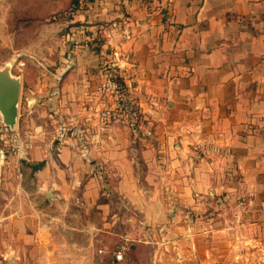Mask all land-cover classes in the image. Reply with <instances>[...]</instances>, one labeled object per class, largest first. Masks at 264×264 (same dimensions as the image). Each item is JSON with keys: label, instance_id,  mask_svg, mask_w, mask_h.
Here are the masks:
<instances>
[{"label": "crops", "instance_id": "obj_1", "mask_svg": "<svg viewBox=\"0 0 264 264\" xmlns=\"http://www.w3.org/2000/svg\"><path fill=\"white\" fill-rule=\"evenodd\" d=\"M162 2L94 0L76 11L57 53L38 57L24 107L26 161H44L31 191L20 160L6 162L33 218L52 228L61 215L85 239V264L94 254L106 264H212L248 241L264 254V0H171L167 17ZM120 20L129 39L112 26ZM113 47L130 57L119 76L136 128L95 92Z\"/></svg>", "mask_w": 264, "mask_h": 264}, {"label": "rangeland", "instance_id": "obj_2", "mask_svg": "<svg viewBox=\"0 0 264 264\" xmlns=\"http://www.w3.org/2000/svg\"><path fill=\"white\" fill-rule=\"evenodd\" d=\"M67 2L0 0V68L8 66L11 74L21 82L16 126L22 130L30 129L24 120L29 111L24 107L28 108V96L35 95L29 90L34 89L40 77L38 57L57 53L58 40L68 31V21L52 20L61 11L65 12ZM101 39L98 37L97 40ZM8 161L10 157L0 163V264H85L86 255L80 253L85 239L72 238L69 221L66 222L61 215L55 217L52 228L46 226L49 220L46 215L33 218L28 198L14 187L16 174L6 163ZM3 186H9V190H1ZM1 191L8 197L7 206L3 205ZM10 213L14 215L13 220L11 215L8 217L10 222H4L2 216ZM248 233L254 234L253 230ZM244 245L248 247L246 252L215 255L212 264H264V254L252 250L254 242L248 241ZM89 258L88 264H106L101 255H89Z\"/></svg>", "mask_w": 264, "mask_h": 264}, {"label": "built area", "instance_id": "obj_3", "mask_svg": "<svg viewBox=\"0 0 264 264\" xmlns=\"http://www.w3.org/2000/svg\"><path fill=\"white\" fill-rule=\"evenodd\" d=\"M170 1L164 0L160 4L161 14L165 17L168 16L170 9ZM81 9V8H80ZM112 26L121 34V40L130 38V30L125 20L119 22H113ZM129 55L122 51L120 48L113 47L111 57L105 64H103L96 72V95L100 98L109 99L114 108L112 112H118L126 110L127 97L125 95L124 87L118 82L117 76L120 75L128 63ZM28 102V101H27ZM30 107L29 102L27 103ZM111 111L105 109L100 113V118L105 121L109 118ZM3 123V122H2ZM68 129L61 130L57 134V139L61 140ZM33 134L30 129H20L18 126L10 127L6 124L0 125V157L1 162H4L7 157H14L17 160L26 159L29 150L31 149ZM127 247L125 245L120 246L115 252L114 257L121 259L123 257L124 250Z\"/></svg>", "mask_w": 264, "mask_h": 264}, {"label": "trees", "instance_id": "obj_4", "mask_svg": "<svg viewBox=\"0 0 264 264\" xmlns=\"http://www.w3.org/2000/svg\"><path fill=\"white\" fill-rule=\"evenodd\" d=\"M94 0H68L67 6L65 7V12L61 11V14L57 16H53L52 20L59 21L61 22L62 20L64 21H70L71 19L74 18L76 15V11L80 8H85L89 3H91ZM60 13V12H59ZM58 19V20H57ZM24 20V19H23ZM103 39L101 40H94L95 45L94 49L98 50V45L103 44ZM118 82L124 87L125 90V95L127 97V107L128 111L130 112L131 116V122H132V127L136 128L137 124L139 123V115L137 114V108L133 106V104L129 101V94L125 89L123 80L120 76H117ZM44 166V161H26V159H21L20 160V173L23 177L22 185L24 188L28 191H31L30 189V183L34 179V173L41 169Z\"/></svg>", "mask_w": 264, "mask_h": 264}, {"label": "water", "instance_id": "obj_5", "mask_svg": "<svg viewBox=\"0 0 264 264\" xmlns=\"http://www.w3.org/2000/svg\"><path fill=\"white\" fill-rule=\"evenodd\" d=\"M21 82L11 74L9 67L0 68V118L1 121L15 127L18 118V103Z\"/></svg>", "mask_w": 264, "mask_h": 264}, {"label": "bare ground", "instance_id": "obj_6", "mask_svg": "<svg viewBox=\"0 0 264 264\" xmlns=\"http://www.w3.org/2000/svg\"><path fill=\"white\" fill-rule=\"evenodd\" d=\"M11 64V61H10V63H8V65H10Z\"/></svg>", "mask_w": 264, "mask_h": 264}]
</instances>
